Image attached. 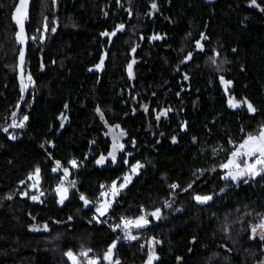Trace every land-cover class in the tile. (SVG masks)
<instances>
[{"label": "trees", "instance_id": "16d2710c", "mask_svg": "<svg viewBox=\"0 0 264 264\" xmlns=\"http://www.w3.org/2000/svg\"><path fill=\"white\" fill-rule=\"evenodd\" d=\"M17 3L0 0V264L106 263L107 215L143 216L175 184L176 205L133 227L116 264H264V168L224 171L264 128V0H33L20 78ZM104 122L125 134L115 155ZM114 184L97 217L84 195Z\"/></svg>", "mask_w": 264, "mask_h": 264}, {"label": "rangeland", "instance_id": "374dc122", "mask_svg": "<svg viewBox=\"0 0 264 264\" xmlns=\"http://www.w3.org/2000/svg\"><path fill=\"white\" fill-rule=\"evenodd\" d=\"M135 62L136 61L133 60L131 62V64H130V66H131V72L129 71V68H128L129 76L130 77H132V74H133V66H134ZM162 115L165 116L166 115V112H160L159 115H158V117H160ZM104 124H105V127H106V130H105L106 131V136L111 140L112 147H113V152H114V155H115L116 152H118L120 149H122L125 146L124 145V142H122L123 139L125 138V134H124V132L117 125H109L106 122H104ZM262 131H264V128H262L261 130H259L257 132L252 133L251 136H254L255 137V136L259 135ZM247 138H248V136L243 140V142L241 143V145L244 144V142L247 140ZM120 145H122L123 147L121 148ZM244 151H246V149H241L240 147H238V149H236L234 152H244ZM233 153L229 156V161H235V163L231 164L228 167V170H229L228 172L225 169H224V171H225V175H226L227 178H233V175H234V176H236L235 179H237V178H241V177H243L245 175L243 173L246 171V169L243 168V167H240V161H241L240 159L242 158V156H233ZM246 157L247 158H250L248 156H246ZM253 157H255V161H254V163H252V162L249 163L248 164V167H249V165L255 164V169H257L259 167L264 168V164H256V161H257V159H259V156L256 155V156H253ZM237 165H238V167H237ZM229 173H232V175H229ZM36 174H38L39 176L36 177L37 176L36 175V176H34L32 178V181H33L32 187L38 189L39 182H40V179H41L40 171H38ZM131 178H133V176H131L130 179H127L122 184V186L123 187L127 186V184L131 181ZM114 185L116 186V190L118 191L120 189V186L119 185H116V184H114ZM112 188H113V186L109 190H107L105 193H103V195L99 196L100 197V200L98 202L99 209H103L104 207H108V205L111 204L110 203V200L113 201L114 195H113ZM65 189L66 188H62V189L59 190V193L58 194L60 195V198H62V195L61 194H62V192ZM185 191L186 190H183V192L181 194H183ZM66 192L68 193L69 190L66 189ZM84 198H86L85 195H84ZM36 199L39 200V197H37ZM64 200L66 201V198H64ZM87 204L89 206H91L93 203L90 202V201H88ZM102 205H104V207ZM174 205H176V204H171V206L168 209H170ZM161 212L162 211H160L159 213L156 212V211H144L142 215H146V216H142V217L144 218V220H146L148 222V216L151 217V218H158L160 216V213ZM152 213H158V216H153ZM140 216L139 217H135L134 219L140 220V218H141ZM141 224H142V226H144L147 223L144 224L143 222H141ZM133 227H136L135 226V223L130 227L129 231H131ZM34 229H38V230H34ZM34 229L33 230L34 231H37V232H40L42 230H45V228H40V226L34 227ZM263 230H264L263 227H259V228L255 229L254 232L252 233L253 236H254V238H261V236L263 234ZM130 237H135V235H133L132 233H130ZM131 240H134V239L131 238ZM131 240H130V242H131ZM151 251H154V247L151 248ZM111 252H112V248H111Z\"/></svg>", "mask_w": 264, "mask_h": 264}, {"label": "snow or ice", "instance_id": "6c2138e0", "mask_svg": "<svg viewBox=\"0 0 264 264\" xmlns=\"http://www.w3.org/2000/svg\"><path fill=\"white\" fill-rule=\"evenodd\" d=\"M252 4L256 5V0H252ZM258 6V5H257ZM156 6L153 5V8H155ZM26 8V0H20L19 5L16 8V23L20 26V30L21 33L23 32V19L26 15V12L24 11V9ZM54 31V29H53ZM115 33H113L114 35ZM105 35H108L107 33H105ZM154 39H158L159 37H153ZM21 43L24 42L23 37H20ZM23 61V53H21V62ZM103 61H101V65H102ZM129 71L131 72V66H129ZM230 105L232 107H239L238 103H233L231 100L229 101ZM247 107L250 111H255V109L252 107L251 104H247ZM159 118V117H157ZM24 119L26 120L27 117H24ZM16 127H23L22 124L20 125H13ZM120 147L122 148L123 146L120 145ZM241 149H246V151L244 152H234L233 156H248V157H252V156H259V159H257L256 164H264V131H262L259 135L257 136H251L249 135L247 140L244 142V144L240 145ZM113 160H115V156L113 155ZM99 162V161H98ZM235 163V161H230L229 164L224 165L225 168H228L231 164ZM73 166H75V162H73ZM141 165L137 164L133 167L132 171L135 172L138 168H140ZM238 167V165H237ZM249 170L252 171L253 173L255 172V164L253 165H249ZM67 171V170H65ZM38 172V170H37ZM229 175H232V173H229ZM236 176L233 175V179H235ZM127 179H130V177H127ZM173 187H175V185H173ZM113 191V195L117 194V190H116V186L113 185L112 188ZM62 199H61V203L63 202V199L66 198V189L62 192ZM83 198V197H82ZM33 199H36V197H33ZM196 199L198 201H200L201 203L207 202V200H210L211 197H196ZM85 203H87V201H85ZM153 216H158V213H152ZM141 222H143L144 224L147 223L146 220H144L143 217L140 218V220L132 222V221H128L126 222V224H132L135 223L136 227H141L142 224ZM262 227H264V225H262ZM34 230H38V229H34ZM132 239H135V237H130ZM112 247H115V245H113ZM68 257L70 259L73 260V264H76V257L73 255V253L69 252L67 253ZM86 255V253L84 254ZM111 257V250H109L108 255L105 257V259H108ZM90 264H95L94 261H90ZM151 264V261H150Z\"/></svg>", "mask_w": 264, "mask_h": 264}, {"label": "built area", "instance_id": "2783aa9c", "mask_svg": "<svg viewBox=\"0 0 264 264\" xmlns=\"http://www.w3.org/2000/svg\"><path fill=\"white\" fill-rule=\"evenodd\" d=\"M88 157V154L81 160H79L78 158L77 161L79 163V166L81 168H83L86 163H85V160L87 159ZM62 187H76L73 179L70 177V176H65L64 178H62L60 181H58L55 185V189H60ZM173 188V194L172 196L167 199L165 202H162L156 210H163L164 208H169L171 206V204H175L176 202V198L178 197V186L177 184H175V187H172ZM181 194V193H180ZM93 204L92 206H94V212H95V215L97 217L99 216H102L103 214H99L96 212V210H98V202L100 200V197L97 195V196H88L87 197ZM114 217L112 216V214H108L107 217H106V220L104 222V224L106 225V227L115 235V247L113 249V255H112V258L114 257V255H116V253L118 252V248L120 247L121 244H126L129 239H131L129 237L128 239V232L129 230L125 229V224L126 222L128 221H131L133 219L129 218V217H126L123 219L122 223H115L114 222ZM111 258V259H112ZM90 261H101L100 259H95V260H90ZM90 261H87L86 264H90ZM111 264H116L115 262H112Z\"/></svg>", "mask_w": 264, "mask_h": 264}, {"label": "water", "instance_id": "95a60500", "mask_svg": "<svg viewBox=\"0 0 264 264\" xmlns=\"http://www.w3.org/2000/svg\"><path fill=\"white\" fill-rule=\"evenodd\" d=\"M20 3V0H18V3H17V6L19 5ZM32 4H33V0H26V8L24 9V11L26 12V15L23 19V32L21 33V30H20V26L16 23V11L14 12V21H15V25L17 27V30H18V33H17V43L18 45L21 46V53H23V61L21 62V54L19 55V58H18V70H19V78L21 77V71H22V68L25 64V61H26V57H27V50H28V37H27V32H26V19L30 16V10H31V7H32ZM16 6V8H17ZM15 8V10H16ZM23 37V40L24 42L21 43V40H20V37ZM25 83V82H24ZM22 104V103H21Z\"/></svg>", "mask_w": 264, "mask_h": 264}, {"label": "bare ground", "instance_id": "6f19581e", "mask_svg": "<svg viewBox=\"0 0 264 264\" xmlns=\"http://www.w3.org/2000/svg\"><path fill=\"white\" fill-rule=\"evenodd\" d=\"M89 158V157H88ZM87 158V159H88ZM83 159V158H82ZM75 167H76V170H80V169H82L80 166H79V163H78V161H76V163H75ZM59 190V189H58ZM144 216V215H143ZM142 217V216H141ZM105 220H106V218H105ZM138 219H133V220H131L132 222H135V221H137ZM134 223H132V224H125V229H127V230H129L130 229V227L133 225ZM117 255V254H116ZM116 255H114V257L112 258V259H110V260H108L106 263H104V262H102V261H94L95 262V264H111L112 262H115V263H117V260H116Z\"/></svg>", "mask_w": 264, "mask_h": 264}, {"label": "flooded vegetation", "instance_id": "af4514ba", "mask_svg": "<svg viewBox=\"0 0 264 264\" xmlns=\"http://www.w3.org/2000/svg\"><path fill=\"white\" fill-rule=\"evenodd\" d=\"M15 7H16V4H14V6H13V9L12 10H10V9H8L9 10V12L11 11V12H13V10L15 9ZM5 9L2 7V9H1V11L0 12H2V11H4ZM7 11V10H6ZM17 28V27H16ZM17 33H18V30H17ZM20 46V45H19ZM20 48H21V46H20ZM20 52H21V49H20Z\"/></svg>", "mask_w": 264, "mask_h": 264}, {"label": "crops", "instance_id": "0c3cea01", "mask_svg": "<svg viewBox=\"0 0 264 264\" xmlns=\"http://www.w3.org/2000/svg\"><path fill=\"white\" fill-rule=\"evenodd\" d=\"M228 169V168H227ZM229 171V170H228ZM245 172H251L250 170H249V167H247V169H246V171ZM62 199V198H61ZM64 200V199H63ZM103 207H104V205H102ZM105 208H108V207H105Z\"/></svg>", "mask_w": 264, "mask_h": 264}]
</instances>
